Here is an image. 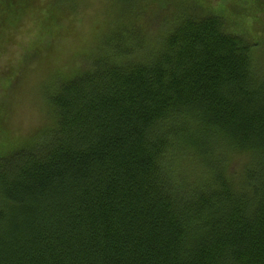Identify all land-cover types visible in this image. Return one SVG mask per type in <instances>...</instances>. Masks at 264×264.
Masks as SVG:
<instances>
[{"label":"trees","instance_id":"trees-1","mask_svg":"<svg viewBox=\"0 0 264 264\" xmlns=\"http://www.w3.org/2000/svg\"><path fill=\"white\" fill-rule=\"evenodd\" d=\"M207 2L88 57L54 125L0 154V264H264L263 40L230 22L244 0Z\"/></svg>","mask_w":264,"mask_h":264},{"label":"rangeland","instance_id":"rangeland-1","mask_svg":"<svg viewBox=\"0 0 264 264\" xmlns=\"http://www.w3.org/2000/svg\"><path fill=\"white\" fill-rule=\"evenodd\" d=\"M153 1L0 0V20L7 12L14 18L9 30L0 35V154L10 152L54 125L48 102L60 81L89 69L88 57L112 49L119 42L118 35L133 30L144 39L145 45L154 46L169 28L170 6L176 12L184 0L171 1L166 11L163 4L159 7ZM220 2L230 5L235 0H212L207 4ZM244 2L246 9L248 5L251 7L250 15L236 14L228 7L230 22L243 31L250 21L257 27L258 33L252 32L255 39L263 40V50L255 62L264 75V25L255 22L256 7L251 6L250 0ZM128 3L131 10L125 6ZM243 6L239 4L241 9ZM50 12L56 20L50 18ZM139 16L143 23L139 22ZM124 23H129V27ZM3 28L1 25L0 32Z\"/></svg>","mask_w":264,"mask_h":264}]
</instances>
